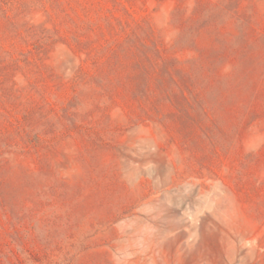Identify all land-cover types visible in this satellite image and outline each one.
I'll use <instances>...</instances> for the list:
<instances>
[{
	"label": "rangeland",
	"instance_id": "374dc122",
	"mask_svg": "<svg viewBox=\"0 0 264 264\" xmlns=\"http://www.w3.org/2000/svg\"><path fill=\"white\" fill-rule=\"evenodd\" d=\"M0 264H264V0H0Z\"/></svg>",
	"mask_w": 264,
	"mask_h": 264
},
{
	"label": "trees",
	"instance_id": "16d2710c",
	"mask_svg": "<svg viewBox=\"0 0 264 264\" xmlns=\"http://www.w3.org/2000/svg\"><path fill=\"white\" fill-rule=\"evenodd\" d=\"M245 18V17H244Z\"/></svg>",
	"mask_w": 264,
	"mask_h": 264
}]
</instances>
